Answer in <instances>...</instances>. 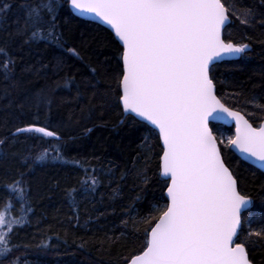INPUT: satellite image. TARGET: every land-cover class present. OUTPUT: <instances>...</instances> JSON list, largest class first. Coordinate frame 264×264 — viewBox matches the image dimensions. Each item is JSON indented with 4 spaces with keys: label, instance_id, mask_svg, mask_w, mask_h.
Wrapping results in <instances>:
<instances>
[{
    "label": "trees",
    "instance_id": "16d2710c",
    "mask_svg": "<svg viewBox=\"0 0 264 264\" xmlns=\"http://www.w3.org/2000/svg\"><path fill=\"white\" fill-rule=\"evenodd\" d=\"M6 2L11 8L0 14V49L7 55L0 56V64L9 59L13 64L7 77L0 67V189L23 174L32 209L29 222L12 236L18 245L13 258L17 264H126L144 244L149 226L139 221L163 207L166 187L158 169V135L146 140V125L125 118L121 107L109 106L114 105L112 93L105 95L118 87L120 46L106 29L75 17L63 0H48L55 9L60 46L45 40L25 43L27 37L18 32L25 19L22 6L38 0ZM222 2L242 18L251 9L253 23L241 24L229 13L223 39L249 48L239 59L217 64L216 93L226 107L258 127L264 110L246 100L264 99V0ZM46 18L51 20L52 14ZM61 55L66 62L57 69ZM41 95L50 103L37 105L35 98ZM28 125L46 127L60 139L13 136ZM212 126L225 144L233 136L232 128ZM225 144L220 145L225 164L252 202L246 216L253 223L240 230V241H256L247 233L264 227V173L242 162ZM45 149L48 159L37 163V154ZM93 169L99 181L96 191L82 196L80 182L85 170L90 175ZM72 189L77 190L74 204L67 196ZM247 252L253 264H264V240L248 243Z\"/></svg>",
    "mask_w": 264,
    "mask_h": 264
},
{
    "label": "snow or ice",
    "instance_id": "6c2138e0",
    "mask_svg": "<svg viewBox=\"0 0 264 264\" xmlns=\"http://www.w3.org/2000/svg\"><path fill=\"white\" fill-rule=\"evenodd\" d=\"M63 3L75 15L97 18L114 33L121 46L122 69L118 70V87L105 93L114 97V105L109 106H122L123 115L133 123L144 122L146 140H155L158 134V169L166 201L139 221L149 227L144 231L141 252L130 258V264H250L248 243L264 240V227L247 233L258 240L240 241V230L253 223V217L246 216L252 202L239 190L237 179L225 164L220 148L225 141L214 135L212 121H234L235 136L227 138L225 147L264 169V125L254 127L240 111L226 107L218 98L213 75L217 61L239 57L249 48L222 38V31L230 24L229 13L251 26L252 10H244L242 18L235 7L222 0ZM22 7L25 19L18 32L27 37L24 42L45 40L59 47L52 3L38 0ZM10 8L6 0H0V14ZM47 14H52L51 20ZM67 52L77 55L72 48ZM6 55L0 49V56ZM65 62L62 55L57 57L56 68ZM12 64L11 59L0 64L5 77ZM35 103L50 101L41 95ZM246 103L264 110V99L252 96ZM24 133L38 134V139H60L54 131L37 125L17 128L13 136ZM48 155L45 149L35 161L43 162ZM85 171L80 182L82 196L95 192L99 183L95 169L90 175ZM23 181L21 174L0 189V264H17L13 256L18 245L12 243V236L29 222L27 213L32 209ZM76 194V189L67 193L73 204Z\"/></svg>",
    "mask_w": 264,
    "mask_h": 264
},
{
    "label": "water",
    "instance_id": "95a60500",
    "mask_svg": "<svg viewBox=\"0 0 264 264\" xmlns=\"http://www.w3.org/2000/svg\"><path fill=\"white\" fill-rule=\"evenodd\" d=\"M69 8V7H68ZM69 10H70V8H69ZM70 12L75 16V17H77L78 19H81V20H84V21H88V22H92V23H94V24H96V25H98V26H100V27H102V28H104V29H106L112 36H113V38H114V40L118 43V45H119V42H118V40L115 38V36H114V33H112V31H111V29L107 26V25H104V24H102L97 18H95V17H93V16H90V15H88V16H78V15H75L71 10H70ZM226 28V27H225ZM224 31V30H223ZM223 31H222V38H223ZM120 46V45H119ZM121 47V46H120ZM240 58V56L239 57H230V56H226V57H224L222 60H219V61H217V64L218 63H221V62H224V61H234V60H237V59H239ZM121 63H122V61H121ZM121 109H122V106H121ZM243 115V114H242ZM124 116V115H123ZM246 118V117H245ZM141 123H143V124H145L144 122H141ZM212 125H221V126H224V127H226V128H232L233 129V136H235V122L234 121H229V120H227V119H220V120H215V121H212ZM261 125H264V121L259 125V127L261 126ZM148 127H150V126H148ZM259 127H257V128H259ZM16 132V131H15ZM14 132V133H15ZM158 135V134H157ZM59 137V136H58ZM54 139V138H53ZM230 150V152H232L238 159H240L242 162H244V163H246L247 165H250L251 167H253V168H255V169H257L258 171H260V172H262V173H264V169H261L260 167H258V165L256 164V163H253L251 160H246V159H244L243 158V156H242V154H240L238 151H236L235 149H229ZM161 179L163 180V178L161 177ZM165 192H166V190H165ZM164 197H165V199H166V195H165V193H164ZM126 264H130V260L128 261V263H126ZM250 264H253L251 261H250Z\"/></svg>",
    "mask_w": 264,
    "mask_h": 264
}]
</instances>
